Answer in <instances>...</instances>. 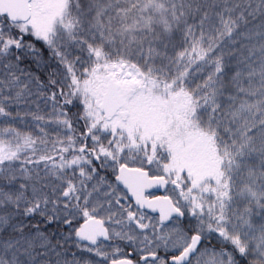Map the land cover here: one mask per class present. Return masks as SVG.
I'll return each mask as SVG.
<instances>
[{
    "label": "snow or ice",
    "instance_id": "obj_1",
    "mask_svg": "<svg viewBox=\"0 0 264 264\" xmlns=\"http://www.w3.org/2000/svg\"><path fill=\"white\" fill-rule=\"evenodd\" d=\"M0 264H264V0H0Z\"/></svg>",
    "mask_w": 264,
    "mask_h": 264
},
{
    "label": "water",
    "instance_id": "obj_2",
    "mask_svg": "<svg viewBox=\"0 0 264 264\" xmlns=\"http://www.w3.org/2000/svg\"><path fill=\"white\" fill-rule=\"evenodd\" d=\"M162 194V193H161Z\"/></svg>",
    "mask_w": 264,
    "mask_h": 264
}]
</instances>
